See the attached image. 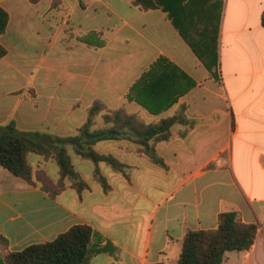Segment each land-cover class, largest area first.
Wrapping results in <instances>:
<instances>
[{"label":"crops","instance_id":"1","mask_svg":"<svg viewBox=\"0 0 264 264\" xmlns=\"http://www.w3.org/2000/svg\"><path fill=\"white\" fill-rule=\"evenodd\" d=\"M207 5L214 7L210 17L219 16L216 72L161 8L143 11L131 0H0L10 16L0 37L7 50L0 59V126L15 122L24 133L75 137L101 104L106 110L90 131L124 135L93 149L129 166L126 177L82 157L72 143L66 146L77 180H62L58 161L35 153L28 156L31 183L0 166V236L11 252L88 225L97 251L90 264H178L189 231L217 229L222 213L236 211L244 223L258 224V233L249 251L230 253L224 264H264V0H200L189 13L198 25ZM91 32L102 34L103 46L80 39ZM161 57L195 86L152 113L129 94ZM187 85L175 72L170 83L141 87L139 96L157 108ZM165 120H173L168 139L146 142L161 165L139 134ZM39 172L64 188L51 197Z\"/></svg>","mask_w":264,"mask_h":264},{"label":"trees","instance_id":"2","mask_svg":"<svg viewBox=\"0 0 264 264\" xmlns=\"http://www.w3.org/2000/svg\"><path fill=\"white\" fill-rule=\"evenodd\" d=\"M132 3L143 11L163 9L169 13L174 26L178 29L185 41L193 49L197 57L210 70L215 72L219 68V54L217 47V35L219 27L218 19H214V7L206 6V15L200 16V24L189 16L200 0H131ZM222 1V0H221ZM211 13V14H210ZM10 16L7 10L0 6V37L6 32ZM264 25V13L262 15ZM89 45L101 47L105 40L102 34L91 32L80 38ZM88 40H91L89 42ZM7 54L6 48L0 43V59ZM178 73L188 81L187 87L157 108H153L141 100L140 89L149 91V88L170 83L174 73ZM195 86L193 80L182 70L170 62L167 58H159L141 79L131 88L129 98L144 105L152 113H160L166 110L172 103ZM170 87H168L169 89ZM168 89H166L168 91ZM106 110L104 105L96 104L89 110V119L85 126L75 137H53L40 133H24L18 130L15 122L7 126H0V166L10 173L32 182L33 172L28 161L31 153L40 154L47 158H55L60 167L62 180L65 178L78 179L68 154L67 144L72 143L75 151L84 158L94 162H106L112 168L128 177L129 166L121 163L111 155H100L94 151L93 146L100 141L118 140L124 134L117 129L91 132V123L99 113ZM173 120H165L159 127L149 128L139 135L145 147L147 155L157 164L165 165L164 161L156 154V151L146 142L153 139L166 140L169 137V128ZM129 124V120L127 122ZM38 178L43 183V189L55 197L63 188V181L57 185L44 172L38 173ZM96 178L103 186L104 191L110 190L107 179L96 171ZM85 184L78 182V189ZM258 224H246L236 211L224 212L219 217L217 229L189 231L183 239L182 251L178 264H224L228 255L232 252H246L254 245L258 233ZM95 232L91 226L76 225L67 232L59 235L52 242L31 245L20 252H11L8 242L0 236V263L1 264H90L97 251H93V239Z\"/></svg>","mask_w":264,"mask_h":264},{"label":"rangeland","instance_id":"3","mask_svg":"<svg viewBox=\"0 0 264 264\" xmlns=\"http://www.w3.org/2000/svg\"><path fill=\"white\" fill-rule=\"evenodd\" d=\"M37 42H38V39L36 40ZM37 53H38V48L36 47V48H32L31 49V56L32 57H37ZM34 62H32L31 64H33ZM31 71H33V73H37V75H38V69L37 68H31ZM84 170H86L87 171V168L86 167H84Z\"/></svg>","mask_w":264,"mask_h":264}]
</instances>
